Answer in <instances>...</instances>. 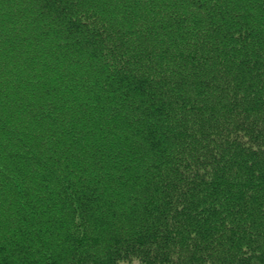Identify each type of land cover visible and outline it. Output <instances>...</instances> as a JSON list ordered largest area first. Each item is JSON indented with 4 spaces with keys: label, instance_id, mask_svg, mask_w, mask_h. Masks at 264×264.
Masks as SVG:
<instances>
[{
    "label": "trees",
    "instance_id": "1",
    "mask_svg": "<svg viewBox=\"0 0 264 264\" xmlns=\"http://www.w3.org/2000/svg\"><path fill=\"white\" fill-rule=\"evenodd\" d=\"M0 264H264V0H0Z\"/></svg>",
    "mask_w": 264,
    "mask_h": 264
}]
</instances>
